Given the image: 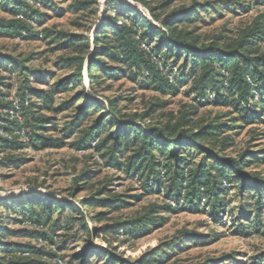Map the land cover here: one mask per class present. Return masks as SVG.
I'll return each instance as SVG.
<instances>
[{"label":"rangeland","instance_id":"rangeland-1","mask_svg":"<svg viewBox=\"0 0 264 264\" xmlns=\"http://www.w3.org/2000/svg\"><path fill=\"white\" fill-rule=\"evenodd\" d=\"M28 3L36 11V20L26 33L19 37L0 31V54L23 62L27 68L25 74L18 70L0 72L7 78L3 85H9L2 93H9L8 101L16 102L22 90L34 104L38 98L31 93L43 91L48 103L42 109L24 112L25 120L32 122L33 143H27L21 132H0V139L7 136L24 141L22 146L0 150V257L9 247L33 249L26 257L29 264H56L55 259L61 264H79L72 255L86 240L83 231L96 229L99 236L92 242L103 250L99 256H88L83 264H264V202L259 217L254 212L250 219L245 218L254 198L251 193L240 195L232 174L229 187L215 194L212 187L217 162L201 151L185 148L180 155L188 156L191 171L208 169V185L203 194H195L193 205L183 199L177 206L173 198L143 187L149 179L146 169L137 172L142 174L141 180L133 176L136 167L132 174L125 171L130 152L117 154L111 161L110 141L101 150L95 147L113 126L105 123L107 116L100 107H88L87 113L81 114L89 103L87 97L101 101L114 120H133L144 131L156 128L165 138L176 137L180 131L206 132L222 126L223 132L199 138L203 148L220 159H240L245 153L247 161H252L253 153L264 159V116L244 120V111H236L233 104L206 102L211 97L200 98L192 92L195 83L185 55L177 58L176 53L167 55L163 49L153 57V61L166 65L162 78L169 74L181 78L170 86L163 81L151 82L146 69L138 74L135 64L116 65L103 54L92 56L102 19L121 15L129 25V6L161 28V20L173 11L203 5L196 21L184 28L198 43L207 46L215 42L228 50L237 43L241 31L262 22L259 17L264 15V4L260 0H96L89 10L77 12L71 1ZM9 9L0 5V28L14 19ZM70 38L75 41L73 45L67 44ZM156 43L154 40L146 51L151 52ZM251 51V57L264 54V36ZM74 58L83 60L80 80L75 78L78 62ZM90 59L115 67L116 74L92 82L90 78L97 71L89 70ZM26 79L28 83L23 82ZM111 101H116L113 111ZM250 105L251 111H262L254 109L255 100ZM1 115L8 116L4 112ZM13 117L18 123L24 120L11 112L8 118ZM157 155L168 171L167 187L173 179V162ZM115 164L123 169L114 168ZM242 171L264 178V160ZM193 191L189 188L186 193L192 195ZM29 194L49 196V204L57 202L49 217L36 208L40 218L35 225L24 224L28 220L22 215L1 205ZM69 204L78 211L71 210ZM37 234L56 236L55 245ZM109 252L112 257H105Z\"/></svg>","mask_w":264,"mask_h":264},{"label":"trees","instance_id":"trees-1","mask_svg":"<svg viewBox=\"0 0 264 264\" xmlns=\"http://www.w3.org/2000/svg\"><path fill=\"white\" fill-rule=\"evenodd\" d=\"M36 2L39 5H45L46 0H0V5L9 11L13 15V20L7 23H3L0 31L5 32L10 36L22 37L28 30V27L32 21L36 20L33 15L36 11L32 10L28 2ZM66 2L71 1L72 6L77 12L89 10V6H94L96 0H64ZM264 4V0H260ZM203 5H193L189 7H182L173 11L161 20L162 27H158L151 23L146 17L140 14L135 7H128L130 11V24H126L123 21L121 15L114 16V18H104L97 28L96 32L98 37H95V47L92 56L103 54L107 56L108 60L116 65H128L135 64L138 74H142V70H148L151 82L156 83L163 81L165 85L170 86L178 81H181L179 77L168 75L162 78L165 63L153 61V57L163 49H166V54L170 52L176 53V57L185 55L184 62L186 65H190V78L195 83L192 92H196L200 98H209L206 102H212L213 104L228 106L233 104V108L236 111H244V120L249 118L252 120L258 119L259 116H264V54H260L255 57H251L252 48L256 47L257 42L262 40L264 36V15L259 18L262 19L261 23H255L253 27L248 28L240 32L239 39L234 47L230 46L227 49H223L219 44L212 42L207 46L198 43L191 37V33L186 26H191L195 22V17L200 8ZM25 17V18H24ZM127 18V17H126ZM25 19V21H23ZM142 32H140V29ZM36 36V34H35ZM86 40V39H85ZM156 40V45L153 49H149L151 52L146 51V47H149ZM75 41L71 38L68 41V45L74 44ZM87 44V43H86ZM155 52V53H154ZM153 53V55H152ZM78 62V73L75 75L76 80L81 78V67L83 60L81 58H74ZM23 62L17 59L0 54V72H7L18 70L25 74L27 68L24 67ZM12 69H9L10 67ZM89 70L92 74L91 80L97 81L100 77L106 76L110 78L116 74L117 69L108 65L102 64L100 61H93L90 59ZM171 72V71H169ZM170 77V78H169ZM136 78V77H135ZM6 77L0 76V131L5 134H11L14 131L21 132L23 136L28 140L27 143L35 140V136L30 134V127L32 122L25 120L24 112L28 109L34 111L35 109H42L48 103L47 95L43 91L35 92L36 102L29 103V97L25 96V92H22V96L18 101H8L9 93H2V88L8 89L9 85H3ZM28 80L26 79L25 83ZM77 82V81H76ZM60 85L57 84L56 88ZM61 88V87H60ZM77 98V97H75ZM73 99L76 101L77 99ZM85 100L89 101L85 105L81 114L87 113L85 110L90 107L92 109L100 107L103 110L105 123L107 125L113 124L109 128L108 136L95 144L100 150L105 148L110 141V148L108 156L111 161H114V157L117 154L124 152H130L132 155L129 158V165L125 168V171L132 174V168L136 167V171L133 176H137L139 180L142 178V174L138 175V171L141 168L146 169L147 177L149 178L143 184L146 190H153L154 192L163 193L168 198H173L176 201V205L179 206V200L186 201L185 204L193 205L196 196H200L204 193L208 182L206 174L207 168L198 172H193L189 169L188 156L183 157L181 152L186 148H194L205 154L206 158L212 159L217 162V175L215 178V186L212 187V191L215 194L226 190L231 184L230 174H232V180L237 183V189L241 196L251 193L254 198V203H250L245 218L250 219V216L257 213L258 217L263 205L264 200V178L257 177L252 174L244 173L242 170L248 165L258 163L263 157H257L253 153L250 158L252 161L244 159L245 154L240 159H220L217 158L210 150L203 148L199 143L201 136L211 137L216 132H223V127L218 126L213 131L207 130L206 132H193L186 133L180 131L176 137L165 138L161 135V132L156 129H149L148 131L142 130L136 124L132 123L133 120H114L112 113L106 112L104 104L97 99H89L85 97ZM255 100L256 105L254 109L261 108L262 111L257 113L251 111L250 102ZM116 101L109 103L110 109L113 111L116 109ZM33 104V105H32ZM9 116V114H19L24 120L18 123L13 117L9 120L8 116L2 117L3 112ZM33 113V112H32ZM36 121L35 119L33 120ZM109 122V123H108ZM24 141L18 142L16 139H0V150L4 146L20 145L22 146ZM157 153L162 156H167L166 161L173 162V179L169 186L164 187V182H167L168 171L167 168L162 165L157 159L159 158ZM264 154V151H263ZM241 160V162H240ZM114 168L121 169L122 165L115 164ZM199 168H202L201 166ZM123 169V168H122ZM175 169V170H174ZM131 171V173H130ZM205 172V173H204ZM231 172V173H229ZM164 180V181H163ZM193 188L195 191L192 195L186 193L187 189ZM197 193V195H195ZM195 198V199H194ZM17 200V199H16ZM9 199L3 201L1 205H5L8 209L22 215L28 221L23 223H30L35 225L39 222L40 214L36 211V208H40L41 211L46 213L49 217L54 207L53 202L49 204L51 198L43 195H26L24 198L18 199V201ZM188 200H191L188 202ZM245 200V199H243ZM58 204L64 205L63 202ZM182 204V203H181ZM59 205V206H62ZM65 206V205H64ZM71 210L77 212L76 206L69 204ZM213 210L215 205H212ZM62 208V207H60ZM168 208H174L168 205ZM217 211H214V214ZM256 216V215H255ZM92 218V217H91ZM35 220V221H33ZM86 234V240L81 245L79 251L72 255V260H77L79 264L86 262L88 256H99L100 247L93 244V239L97 238L98 231L91 229V231H83ZM39 238L43 240H49L50 244L55 245L57 240L56 236L46 237L43 234H37ZM72 238H75L74 236ZM4 250V249H2ZM33 251L28 249H5L0 257V264H29L27 262V254L29 255ZM49 254V253H48ZM105 257L111 258V253H106ZM121 261V259H119ZM31 264V263H30Z\"/></svg>","mask_w":264,"mask_h":264},{"label":"built area","instance_id":"built-area-1","mask_svg":"<svg viewBox=\"0 0 264 264\" xmlns=\"http://www.w3.org/2000/svg\"><path fill=\"white\" fill-rule=\"evenodd\" d=\"M0 132H2V131H0ZM4 136H6V135H4ZM3 138H5V137H3ZM6 138L10 139V138H9V137H7V136H6ZM55 262H56V264H61V262H60V261H58L57 259H55Z\"/></svg>","mask_w":264,"mask_h":264}]
</instances>
